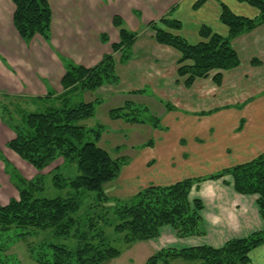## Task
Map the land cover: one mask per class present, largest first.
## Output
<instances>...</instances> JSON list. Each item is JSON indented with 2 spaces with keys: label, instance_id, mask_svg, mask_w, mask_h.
I'll return each instance as SVG.
<instances>
[{
  "label": "trees",
  "instance_id": "16d2710c",
  "mask_svg": "<svg viewBox=\"0 0 264 264\" xmlns=\"http://www.w3.org/2000/svg\"><path fill=\"white\" fill-rule=\"evenodd\" d=\"M10 1L15 7L13 25L20 38L29 42L39 35L48 41L51 23L48 0ZM206 1L197 0L193 8L198 9ZM235 1L256 9L257 17L237 16L226 5L220 4L219 21L227 28V36L214 33L208 26L202 25L198 30L201 41L197 44H190L174 33L181 27L176 20L161 17L147 24V28L154 32L158 45L179 54L176 74L185 88L192 87L197 79H206L212 73L213 83L220 86L222 72L234 70L240 65L232 42L264 24V0ZM112 25L119 32V42L112 44L111 48L114 53H120L119 63L124 65L132 57L137 33L127 30L119 16L113 17ZM101 39L108 41L105 35ZM250 64L259 66L261 62L253 59ZM64 67L65 73L60 81L62 92L33 99L34 111L22 108L17 97L0 96V118L12 125L14 138L8 142V147L14 153L37 170L46 169L60 158L65 163L76 165L78 170L74 178L62 176L59 167L51 171L55 189L74 191V195L68 192L66 198L38 197L44 189V176L32 181L20 178L15 187L17 198L0 206V264H18L6 253L9 245L48 229L59 237L74 240L75 248L69 250L64 245L54 244L32 248L31 255L36 264H104L118 258L122 250L110 242L100 223L113 227L125 247L157 239L166 226L174 231L178 239L205 236L201 216L203 203L199 199H190V193L204 181H217L226 176L231 178L235 193L257 197L256 207L264 223V154H261L248 163L206 177L186 179L169 186H149L131 199L119 205L117 202L118 206L112 210L118 223L110 224L106 212L98 214L95 211L111 200L105 196L103 187L118 178L128 159L121 156L113 159L97 146L102 126L87 129L79 124L94 117L95 104L99 105L102 100L96 97L92 102L72 105L71 98L79 93L94 94L103 86L118 85L120 80L115 61L111 55H105L92 68L72 62H66ZM144 92L141 90L132 95ZM164 106L167 111L174 110L168 103ZM13 110L20 111L19 119ZM144 111L145 107L127 101L123 106L109 110L108 117L112 121L123 120L129 124H147L154 129H162L157 117L141 119L139 114ZM90 138L92 142L87 141ZM144 146L151 147V141ZM90 193H95L97 204L83 211V199ZM262 244L264 230L245 238L231 239L220 248H164L154 252L145 264H172L176 260L191 264H248L250 251Z\"/></svg>",
  "mask_w": 264,
  "mask_h": 264
},
{
  "label": "crops",
  "instance_id": "0c3cea01",
  "mask_svg": "<svg viewBox=\"0 0 264 264\" xmlns=\"http://www.w3.org/2000/svg\"><path fill=\"white\" fill-rule=\"evenodd\" d=\"M196 1L48 0L51 10L49 40L36 35L25 42L13 25L14 4L10 0H0V96L17 97L22 108L34 111L33 99L62 92L60 81L66 62L92 68L105 55H111L118 63L120 53H114L111 45L119 42V32L112 25L113 17L119 16L127 30L137 33L131 59L116 66V73L126 69L130 76L124 78L127 79L125 86L120 79L116 86L98 89L95 96L102 101L121 96L126 102L134 97L133 92L150 87L153 95L174 109L167 111L164 106V112L157 117L162 129L153 128L157 139L149 140L151 147L139 148L140 152L128 160L130 165L126 163L119 176L123 177L126 166L130 168L128 172H143L149 181L147 187L169 186L248 163L264 154V82L261 84L259 80L264 73L258 76L264 72V24L232 42L240 65L222 72L220 86L213 83L212 73L185 88L181 79L176 81L179 54L158 45L147 24L161 17L176 20L181 27L174 33L190 44H197L201 41L198 30L202 25L227 36V28L219 21L220 4L237 16L253 19L258 15L256 9L235 0H207L194 9ZM103 35L107 42L102 41ZM155 50L169 55L163 57V60L169 59L167 64L161 56H155ZM253 59L261 64L252 67ZM150 64L155 69L143 68ZM146 71L148 74L152 71V76L141 80L139 76L145 77ZM105 88L111 89L106 96ZM231 182L229 176L204 181L190 193V199L203 203L201 216L205 236L178 239L166 226L157 239L140 244L145 245L150 254L169 247L220 248L231 239L245 238L264 230L256 207L257 197L235 193ZM2 195L7 198L3 205ZM11 198H17L15 192L0 184V206L6 205ZM248 256V264H264V244L250 251Z\"/></svg>",
  "mask_w": 264,
  "mask_h": 264
},
{
  "label": "rangeland",
  "instance_id": "374dc122",
  "mask_svg": "<svg viewBox=\"0 0 264 264\" xmlns=\"http://www.w3.org/2000/svg\"><path fill=\"white\" fill-rule=\"evenodd\" d=\"M154 54L155 56H161L162 60L163 57L166 58L168 55L163 51L159 52L157 50L154 51ZM168 60L169 59L163 61L165 64H167ZM114 61H115V66H119L118 64L119 62L117 63V59L116 60L114 59ZM136 61L137 59L134 60V62ZM140 68H142V66H140ZM143 68H145V70L155 69L154 66L151 64L149 66L145 65L143 66ZM122 69L124 70V68ZM127 72L128 70L125 69V71L122 72L118 70L116 73L119 77V80L123 79L122 81L123 86H125L124 83H126L127 79H129L130 76L129 74L128 75L126 74ZM152 73L153 72L150 71V73L148 74V71H146L145 77L139 76V78H141V80L146 81L147 79L150 78V76H152L151 75ZM263 73H264L263 71L260 72L258 76L263 75ZM259 80L261 81L262 84L264 82V77L262 78L260 77ZM176 81H179L178 78ZM122 85L120 84L118 88H121ZM109 91H111V89L105 88V90L103 91V93H105V96ZM153 94L154 93H152V89L150 87H147L145 88V92L143 95L135 94L134 97L128 99V102H133L134 104L142 106V108L144 107L146 108V112L144 111L139 114V117L141 119L148 118L149 116L158 117L161 116V114L164 112V103L161 100H159L160 99L159 97ZM96 97L97 96H95V93L94 94L90 92L79 93L71 98V104L76 105L81 102H85V103L92 102L96 99ZM124 100H126V98H122L121 96H118L111 100L101 101L99 105L95 104L94 117L89 120L82 121L79 124L87 129H93L96 128L97 126H102L103 132L100 136V140L97 142V146L105 150L113 159L121 156V157H126L128 160H130L134 154L136 156L138 152H140L138 150L140 146H144V144L148 143L149 140L154 141L157 138L154 135L153 128L147 124L144 125L129 124L124 122L123 120L112 121L108 117V111L123 106L125 103ZM176 100L181 103V100H179V98H176ZM13 112L16 114L17 119H19V117L21 116L20 111L13 110ZM13 137H14V132L12 125L0 118V184H2L6 190L14 191L15 194L17 195V190L15 189V187L18 186L17 184H19L21 179L23 181H32L37 177L44 176L43 177L44 189L40 192L38 197L66 198L68 192L74 195V191H69V190L62 191L55 189L53 187L52 185L53 173L51 171L54 168L59 167L60 168L59 172L60 174H62V176L66 178H74L78 175V170L76 165L65 163L60 158L54 163H52L50 166H48L46 169L37 170L30 163L20 158L16 153H14L8 147V142L11 141ZM87 141L92 142L93 139L90 138L87 139ZM127 164H128L127 166L130 165V163ZM129 169H127L125 166V168L123 169L124 170L123 177L121 175L117 180L112 181L107 185H104L103 189H104V193L106 194L105 196H107L111 200L107 204H103L102 206H99L95 211L98 214L100 212L101 213L106 212L108 222L112 225L118 223L117 217L113 214L114 210H112L117 205V202L119 205V203L131 199L138 192L145 189L147 187V184L149 183V181H147V178L144 176L143 172H138V171L128 172L130 171ZM6 201L7 198H5V196L2 195L1 196L2 205L6 203ZM83 201H84L83 211L89 208H94L95 204H97L95 193H90L86 195ZM100 226L104 228V231L107 235L106 237L109 238L110 242L116 248L122 250V253L118 258L108 261L104 264H145L147 259L154 254L153 252H152L153 254L152 253L150 254V250L147 249L145 245L140 244L141 242H139V244L135 243L133 245L125 247L120 242V240H118L119 236L114 233L113 227H109V228L108 226L105 227L102 225V223H100ZM46 244L64 245L69 250H73L76 245L74 240L64 239L62 237H59L53 233V230L48 229L45 231H37L36 233H33V235L27 236L25 238H20L19 240L14 241L13 244L9 245V248L6 253L12 256L13 258H15L18 264H36L31 255V249ZM172 264H191V263L183 260H176Z\"/></svg>",
  "mask_w": 264,
  "mask_h": 264
}]
</instances>
